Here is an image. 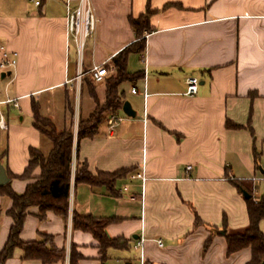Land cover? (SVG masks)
<instances>
[{
	"label": "crops",
	"instance_id": "obj_1",
	"mask_svg": "<svg viewBox=\"0 0 264 264\" xmlns=\"http://www.w3.org/2000/svg\"><path fill=\"white\" fill-rule=\"evenodd\" d=\"M30 1L0 0V47L17 55L13 68L0 69L7 123L0 128V164L10 189L22 193L28 180L17 175L29 148L49 149L32 124V101L59 128L70 103L72 175L67 218L48 211L39 219L30 208L20 239L50 236L65 251L63 261L50 264H69L71 246L75 264H139L134 244L140 237L144 264H246L250 248L228 254L224 233L248 224L242 192L258 197L264 191V0H90L96 26L81 60L66 33V3L74 8L78 0ZM146 8L144 50L131 52L126 64L141 77L118 86L134 117L120 107L114 113L122 119L109 128L105 111L94 136L78 140V118L95 106L83 80L103 104L111 59L135 40L129 18ZM133 55L136 67L130 68ZM101 63L109 73L94 84L89 70ZM188 76L199 80L191 96L184 95ZM76 158L93 174L123 171L109 185L75 184ZM10 205L0 192V249L12 222ZM73 211L109 218L106 235L127 240L128 247L108 248L102 258L89 232L72 229ZM259 228L264 234V218ZM22 255L16 248L4 264H43Z\"/></svg>",
	"mask_w": 264,
	"mask_h": 264
},
{
	"label": "trees",
	"instance_id": "obj_2",
	"mask_svg": "<svg viewBox=\"0 0 264 264\" xmlns=\"http://www.w3.org/2000/svg\"><path fill=\"white\" fill-rule=\"evenodd\" d=\"M168 5V4H167ZM166 5V6H167ZM151 11L146 8L145 12L138 17H130L129 23L135 35V40L116 53L111 64L114 74L105 82L104 102L99 103L94 88L88 79L83 80L88 86L91 97L95 102L94 109L85 118H78L77 139L90 138L97 132L98 125L102 122L105 111L115 112L124 102L122 92L118 86L123 81H133L141 77V72L130 73L127 71V57L131 52L140 53L144 50V32L149 30V15ZM33 126L41 135L49 141V149L44 152L39 148L30 147L28 150V162L23 172L17 177L28 180L22 193H16L10 189L8 183L0 187L1 194L6 195L11 205L6 214L11 218L8 235L5 243L0 249V264L13 254L14 249L22 250L23 259H36L43 264H50L64 260L65 251L57 248L50 236H42L40 239L23 241L20 239L23 222L30 208L36 207L37 217L43 219L48 211L59 215L64 220L67 218L69 209V193L71 182V159L73 146V107L67 103V120L59 128L54 121L40 113L39 104L32 101ZM228 127L238 125L227 122ZM261 154V153H260ZM39 169L37 175L32 172ZM120 171L91 173L86 162L75 159L73 181L89 185H109ZM238 185L237 182H235ZM239 186V185H238ZM248 215L247 226L233 233H224L226 252L233 253L245 247L250 248V259L246 264H264V234L259 228V222L264 218V191L254 197L249 194L245 199ZM109 218L95 217L90 214L81 215L76 211L71 215V226L74 230L89 232L97 241L101 257L105 258L108 248L123 249L128 247V241L122 238H110L105 233V226ZM198 223V219L195 220ZM225 223L223 224V226ZM78 255L75 254L72 246L69 250V264H75Z\"/></svg>",
	"mask_w": 264,
	"mask_h": 264
},
{
	"label": "built area",
	"instance_id": "obj_3",
	"mask_svg": "<svg viewBox=\"0 0 264 264\" xmlns=\"http://www.w3.org/2000/svg\"><path fill=\"white\" fill-rule=\"evenodd\" d=\"M38 4L39 1H34ZM96 19L93 14V9L90 0H78L77 5L74 8H70L68 3H66V33L70 41H72L76 48V53L78 58L81 60L83 53V48L85 45V40L91 37L95 31ZM17 62V55L15 52L9 53L5 48L0 47V69L3 71H8L15 66ZM113 67V66H112ZM90 72L91 82L94 84L102 83L104 78L108 75L107 63H101L98 65H93ZM80 76V72L78 77ZM186 88L184 95H194L198 91L199 80L195 76H188L185 80ZM131 93H135L136 89L132 87L130 89ZM146 96V92H144ZM9 102V100L4 101ZM2 102H0L1 106ZM122 118L116 115L114 112H109L106 118L109 128H112L117 122ZM0 128L6 129L7 123L5 117L1 111L0 107ZM261 155L264 156V145L261 149ZM187 169L190 168L188 165ZM264 180V177H261ZM143 237H140L134 244L136 248L139 249V264H144L142 256V245ZM157 244L161 245V240H157ZM68 264V263H66Z\"/></svg>",
	"mask_w": 264,
	"mask_h": 264
},
{
	"label": "water",
	"instance_id": "obj_4",
	"mask_svg": "<svg viewBox=\"0 0 264 264\" xmlns=\"http://www.w3.org/2000/svg\"><path fill=\"white\" fill-rule=\"evenodd\" d=\"M121 109L125 115L134 117L135 111L132 109L130 103L128 101H124L121 105ZM9 181V177L6 174L5 168L0 164V187L6 184ZM243 196L248 198L249 194L246 192H242Z\"/></svg>",
	"mask_w": 264,
	"mask_h": 264
},
{
	"label": "rangeland",
	"instance_id": "obj_5",
	"mask_svg": "<svg viewBox=\"0 0 264 264\" xmlns=\"http://www.w3.org/2000/svg\"><path fill=\"white\" fill-rule=\"evenodd\" d=\"M15 1H20V0H15ZM21 1H24V0H21ZM27 2H29V0H26ZM30 2H34V0H32V1H30ZM133 57H135L134 55H133ZM135 62H137L136 61V57L135 58H132V64H130V68H135L136 66H135ZM82 104H84V102H82Z\"/></svg>",
	"mask_w": 264,
	"mask_h": 264
}]
</instances>
